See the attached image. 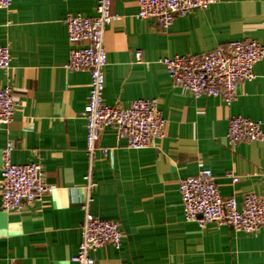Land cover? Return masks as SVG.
I'll return each mask as SVG.
<instances>
[{
  "label": "crops",
  "instance_id": "0c3cea01",
  "mask_svg": "<svg viewBox=\"0 0 264 264\" xmlns=\"http://www.w3.org/2000/svg\"><path fill=\"white\" fill-rule=\"evenodd\" d=\"M96 7L97 0H14L0 12V46L11 54L0 89L11 87L17 103L13 121L0 126V184L2 152L11 140L13 164H41L46 183L56 187L17 212L2 210L0 194V264H74L78 254L88 199L84 112L92 80L89 71L65 68L72 49L66 19L93 17ZM112 13L118 19L105 33L104 102L129 108L138 99L157 100L165 138L132 150L118 143L114 128L104 131L99 146L109 153L93 168L90 211L118 223L125 236L120 248L107 245L91 256L96 264H264V228L254 234L217 224L202 229L184 219L180 195L183 179L209 169L224 198L240 206L253 194L264 199V141L232 147L226 137L235 116L264 128V60L231 104L194 98L174 86L160 63L238 40L264 44V0H220L176 18L167 31L137 18V0H113Z\"/></svg>",
  "mask_w": 264,
  "mask_h": 264
},
{
  "label": "built area",
  "instance_id": "2783aa9c",
  "mask_svg": "<svg viewBox=\"0 0 264 264\" xmlns=\"http://www.w3.org/2000/svg\"><path fill=\"white\" fill-rule=\"evenodd\" d=\"M13 1L0 0V12L10 9ZM219 1L137 0V18L154 20L167 31L176 18L205 10ZM112 3L113 0H97L95 16L71 15L66 19L72 49L65 68L70 72L89 71L92 80L84 112L86 155L89 159V172L85 176L88 199L83 206L82 241L78 254L72 258L74 264H96L92 252L107 245L120 248L125 236L118 223L99 219L90 211V192L96 185L93 168L99 156L105 157L109 153L108 148L99 146L104 131L114 128L118 143L124 141L132 150L156 146L165 138V120L157 100L138 99L129 108L112 107L104 102V70L108 64L105 33L118 19L112 13ZM262 60L264 44L246 39L230 42L201 56H174L164 58L160 63L167 69L174 86L194 98H221L231 104L238 98L240 84L257 78L255 66ZM10 68V49L0 46V71ZM16 107L12 88L0 89V126L7 127L13 121ZM226 137L232 147L241 143L263 142L264 128L261 122L235 116L229 121ZM14 148V142L10 140L2 152L0 194L2 210L7 213L20 211L56 189L46 183L41 164H13ZM228 176L234 183L239 181L233 174ZM180 195L184 219L202 229L217 224L231 226L236 232L254 234L264 228V199L253 194L247 196L240 206L235 198H224L209 169L183 179Z\"/></svg>",
  "mask_w": 264,
  "mask_h": 264
}]
</instances>
